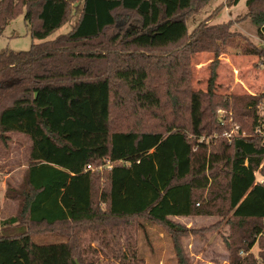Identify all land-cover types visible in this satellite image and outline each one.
I'll use <instances>...</instances> for the list:
<instances>
[{
	"label": "trees",
	"instance_id": "16d2710c",
	"mask_svg": "<svg viewBox=\"0 0 264 264\" xmlns=\"http://www.w3.org/2000/svg\"><path fill=\"white\" fill-rule=\"evenodd\" d=\"M208 1L0 0V35L23 15L41 41L0 53V144L27 140L22 178L4 182L1 202L19 210L0 220V264H84L86 232L99 240L96 253L126 259L129 243L119 240L135 220L161 226L176 263L187 264L182 239L199 232L170 218L211 216H229L228 264H264V187L254 176L264 93L218 94L214 73L205 92L191 88L197 54L216 59L233 47L264 65V48L231 31L232 21L208 24L222 4L188 30ZM245 7L238 21L264 41V0ZM74 13L67 34L46 40ZM229 109L238 134L228 141V117L217 114ZM39 227L64 241L34 243Z\"/></svg>",
	"mask_w": 264,
	"mask_h": 264
},
{
	"label": "rangeland",
	"instance_id": "374dc122",
	"mask_svg": "<svg viewBox=\"0 0 264 264\" xmlns=\"http://www.w3.org/2000/svg\"><path fill=\"white\" fill-rule=\"evenodd\" d=\"M245 2L246 0H240L236 6H230L228 11L223 6L208 24L232 20L234 23L230 28L231 31L239 32L253 45L264 48V41L258 38L256 27L248 19L238 21L246 13ZM222 3L223 0H209L197 14L186 21L187 29L192 30L199 22L207 19ZM77 18L78 13H74L68 23L48 36L46 40H53L60 35L67 34L75 25ZM130 22L137 24L134 20ZM39 42L41 41L31 39L29 26L25 23L23 15H18L5 26L0 35V53L27 51L32 43ZM242 43L239 44L242 45ZM211 73L216 75L215 87L218 94L243 98L264 93V65L257 56L244 55L239 48L227 47L216 59L212 53H199L194 56L191 62V88L196 92H205ZM230 113L231 109L219 110L217 114L219 117L222 115L228 117L226 122L229 125L228 129L236 126ZM26 146L27 140L19 135H9L5 145L0 144V169L3 174H0V220L16 215L19 210L15 200L5 199L1 202V198L5 193V183L18 182L22 178L23 168L21 169V166L26 164L23 158ZM197 218L200 219H197L195 223L192 222L191 226V229L199 232L195 236V243L186 240L188 238L182 239L187 264H228L229 253L224 240H229L230 231L227 223L229 216L227 218L219 216ZM143 224L144 228H140L135 220L119 240V246H124L126 241L129 243L127 250L131 249V251L125 255L126 259L115 254L113 249L109 254L107 252L96 253L100 246L97 242L99 240L88 232L82 234L83 243H80V250L83 263L177 264L171 241L168 237L165 238L163 228L159 225ZM8 229L11 231L13 227ZM31 232L33 242L38 245L64 241L61 236L47 233L44 227L31 230ZM133 248L135 251L132 250ZM251 253L256 257L258 253L256 246L252 248Z\"/></svg>",
	"mask_w": 264,
	"mask_h": 264
},
{
	"label": "built area",
	"instance_id": "2783aa9c",
	"mask_svg": "<svg viewBox=\"0 0 264 264\" xmlns=\"http://www.w3.org/2000/svg\"><path fill=\"white\" fill-rule=\"evenodd\" d=\"M257 117H258L259 125L256 129V134L261 138L263 145H264V99H263L261 107L258 109ZM230 122H231V119H230ZM237 134H238V127L234 126V127H231L229 131L223 132L221 134V137L229 141L233 137H235ZM86 169H90V166H87ZM254 176H255V182L258 185L264 187V157L258 168V171L255 172ZM263 225H264V217H263Z\"/></svg>",
	"mask_w": 264,
	"mask_h": 264
},
{
	"label": "crops",
	"instance_id": "0c3cea01",
	"mask_svg": "<svg viewBox=\"0 0 264 264\" xmlns=\"http://www.w3.org/2000/svg\"><path fill=\"white\" fill-rule=\"evenodd\" d=\"M222 5L224 6V9L228 11V9L230 8V6H226L225 5V0H223V3ZM229 21H232V20H229ZM172 221H174L175 223H178L186 228H192V222L195 223L197 219H200V218H197V217H171L170 218ZM165 238L167 239V237L165 236ZM188 240L189 242H194L195 243V237L194 238H188L186 239ZM184 242V240H183Z\"/></svg>",
	"mask_w": 264,
	"mask_h": 264
}]
</instances>
